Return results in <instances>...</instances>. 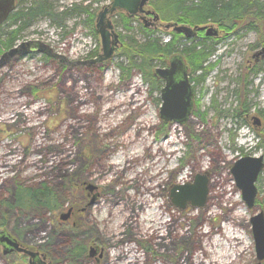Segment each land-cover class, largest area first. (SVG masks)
<instances>
[{"label":"rangeland","instance_id":"1","mask_svg":"<svg viewBox=\"0 0 264 264\" xmlns=\"http://www.w3.org/2000/svg\"><path fill=\"white\" fill-rule=\"evenodd\" d=\"M28 1L24 0L16 9L26 6ZM110 1L47 0L53 14L31 20L15 43L41 40L55 55L37 50L0 65V164L7 165L0 177V222L20 243L39 250L47 264H94L87 254L92 244L104 246L102 264L120 263L122 260H115V255L121 251L120 243L114 242L112 231L124 230L122 221L126 215L129 223L133 222L134 210L131 202L120 199L107 217L109 203L103 200L117 198L120 194L140 197L139 191L143 189L131 180L134 172L160 166L166 169L156 186L159 193L156 202L162 208L151 207L140 216L155 223L167 221L161 231L175 218H180L181 222L174 225L189 233L191 241L181 242L172 236L171 243V238L165 239L170 246L166 251L165 248L160 250L151 233L131 239L121 232L119 240L127 239L128 247L137 251L138 264L184 262L195 248L193 238L197 223L201 222L205 231L219 230L221 218L230 212L232 205L234 211L243 214L245 222L244 226H236L239 241L243 242L241 248L246 247L241 254V264H255L250 218L260 210L264 212V171L258 174L254 205L248 208L230 169L237 158L245 155L262 156L264 161V58L254 56L264 46V31L242 26L229 33L220 31L214 37L201 30L196 36L183 40L179 49L194 43L210 46L209 67L206 73L197 70L191 74L195 91L188 119L183 123L165 122L159 116L163 82L154 75L144 81L135 67L129 75H122L118 68V63L127 66L126 58L118 53L127 43L123 36L133 35L139 41L145 39L137 28L138 24H143L141 19L128 17L123 11L114 12L110 18L120 44L108 60L90 62L101 52L95 18ZM87 10L95 13L92 22ZM121 14L134 20L126 27ZM258 15L264 20V6ZM148 27L152 30L150 37L161 42L171 36V28ZM12 28L3 27L4 30ZM156 66L161 65L154 64L152 69ZM154 80L158 81L157 88L152 84ZM242 100L246 104L244 112ZM109 105L110 109L116 108L114 119L105 117L104 110ZM40 106L44 110L38 113ZM28 114L31 121L25 119ZM258 114H261L260 123L253 118ZM134 116L137 117L133 119ZM108 119L115 124L112 130L106 123ZM147 121L149 127L142 128ZM173 126L179 128V133L170 144L167 140L173 137ZM127 132L138 136L125 150L129 158L121 152L120 146L108 155L114 145L117 147L122 133ZM59 143L66 149L64 152L58 150ZM160 146L162 150H157ZM174 150L177 152L169 157V151ZM109 163L122 168L118 177L105 171ZM171 167H184L185 171L177 173ZM195 175L206 178L205 203L203 206L187 204L181 209L171 202V189L176 185L193 184ZM211 181L218 183L214 186L216 190L226 181L231 199L212 198ZM16 185L46 189L52 192L56 205L51 209L41 203L29 207L14 205L12 197ZM208 204L216 214L210 216L209 210L205 211ZM117 207L123 210L122 217L115 214ZM95 208L93 211H98L99 219L96 226L88 216L89 210ZM215 248L218 251L220 247ZM105 257H108L107 262ZM208 259V253L203 256L200 253L198 261ZM0 264H4L1 256Z\"/></svg>","mask_w":264,"mask_h":264},{"label":"water","instance_id":"2","mask_svg":"<svg viewBox=\"0 0 264 264\" xmlns=\"http://www.w3.org/2000/svg\"><path fill=\"white\" fill-rule=\"evenodd\" d=\"M147 0H111L110 3L102 6L96 15L95 29L99 34L101 42V52L97 57L91 59L90 62H103L111 58L115 48L120 41L118 33L114 30L113 24L109 18L115 10H123L130 17L135 14H141L145 25V17L152 15V23L158 22L159 16L154 10H144L143 6ZM16 8V0H0V24H2L11 12ZM166 29L171 28L173 31L182 33L185 37H192L198 30H205L207 36H217L219 30L212 24L194 25L190 27L184 24H178L174 21L161 23ZM34 45L37 50L50 52V47L41 41H26L19 42L16 45L8 48L0 54V65L16 55H24ZM53 54V53H51ZM55 55V54H53ZM261 55L264 58V46L261 50L254 54ZM153 74L163 81V86L160 88L161 106L159 116L163 121H173L178 123L185 122L191 115L193 108L194 86L189 80L188 66L180 53H174L168 62V66L155 67ZM264 171V161L262 156L245 155L237 158L231 166L236 186L240 189L241 197L248 208L254 205L257 189L255 181L258 174ZM207 181L205 176L195 175L193 184L184 186H174L170 192L171 202L183 209L187 204L191 206H203L207 195ZM175 188L178 191H175ZM67 216H62L65 219ZM252 231L255 240L256 263L261 264L264 259V212L260 210L250 218ZM0 244L3 246V253H7L13 249L22 251L23 248L18 245L15 239L10 237L7 231L0 229Z\"/></svg>","mask_w":264,"mask_h":264},{"label":"trees","instance_id":"3","mask_svg":"<svg viewBox=\"0 0 264 264\" xmlns=\"http://www.w3.org/2000/svg\"><path fill=\"white\" fill-rule=\"evenodd\" d=\"M24 0H16V8ZM149 5L158 14L160 21H174L189 25H202L208 22L215 23L219 31L233 32L242 26L250 29L260 28L264 31V20L258 11L264 6L263 0H150ZM52 8L47 0H29L27 5L14 10L5 21L6 24L0 25V54L10 48L21 30L27 27L29 22L39 15L51 16ZM89 20L92 22L95 17L94 12L87 10ZM123 25L128 26L129 21L134 20L125 15L120 16ZM258 17V18H257ZM4 30L3 27H12ZM137 28L145 37L139 41L135 36L124 35L126 42L118 51L127 60V66L118 63L122 75H129L132 67L137 68L144 81H148L153 76V65L160 64L165 66L168 59L174 53H180L188 66L190 82L194 79L191 74L197 70L206 73L209 67L210 46L203 43H194L189 47L179 49L186 38L177 32L171 31L170 38L161 42L158 38L150 37L152 30L144 24H138ZM221 29V30H220ZM183 41V42H182ZM216 42V40H212ZM191 65H190V64ZM260 69V68H259ZM257 68V70H259ZM156 79V78H155ZM159 81V79H158ZM158 81H152L158 87ZM243 112L246 110L244 100ZM240 103V104H241ZM242 105L239 107L242 108ZM41 203L51 209L56 205L55 197L52 192L46 189H31L19 186L16 192V202L14 205L29 207Z\"/></svg>","mask_w":264,"mask_h":264},{"label":"bare ground","instance_id":"4","mask_svg":"<svg viewBox=\"0 0 264 264\" xmlns=\"http://www.w3.org/2000/svg\"><path fill=\"white\" fill-rule=\"evenodd\" d=\"M178 24H184V23H178ZM184 25H188L190 27L194 26V25H189V24H184ZM199 31L201 30H198L194 36H196ZM202 31H204V34H205V30L203 29ZM38 41H41V40H38ZM41 42L43 43V41ZM110 107L111 105L105 107V110H104V113L106 112L105 117L106 118L112 117L114 119L115 116L117 115V111L115 107H112L111 109ZM137 107L139 108V105ZM43 110L44 109L40 106L38 107L37 111L38 113H41ZM120 111L121 110H119L118 113ZM110 114L112 115L110 116ZM136 117L137 116H134L133 119H135ZM29 118H30V114H28L27 118L25 117L26 121L27 120L31 121V119ZM132 122L134 121L132 120ZM106 123L107 124L109 123L108 127L110 126V130H112L111 128H113L115 124H113L112 121H110V119H108ZM146 123L144 122L142 128L147 129L149 127L148 124H150V122L147 121ZM178 131H179V128L177 126L172 127L171 134L173 135V137L171 138V140L170 139L167 140L168 143L170 144L174 143V138L175 139L178 138V133H179ZM137 140H138V136L133 137L128 132L122 133L120 142L116 143L117 147L114 145L111 151L108 153V155H111L114 151L118 150L119 146L122 150L121 152L125 153V150H128L131 144H133ZM58 145H59L58 150H62V152L66 150L62 145H60V143ZM157 150H162V146H160L159 149ZM169 152H170L169 157H172L173 154L177 152V150L169 151ZM222 155L225 156L224 153H222ZM125 157L129 158V156L126 153H125ZM130 158H132V156ZM106 167L107 168L105 169V171H107V173H113L116 177L120 175L119 173H122V168H120L118 165H115V164L111 165L109 163ZM165 170L166 169H163V167L153 166L152 168L148 167L146 169L144 168L142 170L134 172V175L131 177V180L137 187L139 188L142 187L143 191H139L140 197H133L129 195L125 197L124 195L120 194L119 197L117 198L115 197L114 198H104L103 201L109 203L107 205L109 209V214L107 215V217H110L111 208L115 206V204L120 199H126V201L131 202L132 203L131 205L133 207L132 210H134V215H133L134 221L133 222L129 223V221L126 219L127 215L122 221V224L125 225L126 229L124 228L123 231L120 230L117 232L112 231L113 233L112 237L116 238L114 242L116 241V243L118 244L120 243L119 248L121 251H119L115 255L116 257L115 260H122V261H120V263H117V264H138L139 262L138 255L136 254L137 251L134 250L132 247H128V244H126L127 239L123 241L119 240V236L121 232L123 233V235H125V238H127L126 236H129L131 239H139L143 237V234L151 233L155 235V240H157L158 242L157 244L159 245L160 250L162 248H165L166 251L170 250V246L167 245L168 240L167 242H165V239L167 238H171L172 236H174L175 239H178L181 242L191 241V237L189 233L185 231H180L179 226L174 225V223L176 222H179V223L181 222L180 218H175V221L171 222V224H167L166 228L163 231H161L164 223L167 221L164 220V221L155 223V220L147 221L145 218L143 219L140 216L141 213H145V210L151 207H154L157 210L162 208L161 204L159 202H156L157 200L156 196L159 195V193H156V186H158V184L160 183L161 176ZM171 170L176 171L177 173H183L185 171L184 167H179V168L171 167ZM102 175H103V172L101 173L100 177ZM146 179L148 180L147 184L144 183ZM216 184H218L216 181H211V186H212L211 197L217 200H220V199L230 200L232 197V193H230V190L227 189L226 181H223L221 185V189H218V190L214 188ZM121 196L124 198H122ZM99 205L96 206L97 210L99 208ZM96 208L91 209L88 212V216L90 220H92L95 226L99 222L98 211H93V210H96ZM211 208H212L211 205L208 204V206L205 209V211L209 210L210 216L216 214V212L212 210ZM231 208L232 209L229 210L230 212L226 213L221 218L219 230H214V228H210L209 230L205 231L203 229V224L201 222L197 223L195 227L196 236H194L193 238V242L195 243V248L193 252L191 253V255H187L185 257L184 262L181 261L178 264H188L187 261H189L190 264H241V258H242L241 254L245 252L246 247L241 248V243L243 242L241 240L239 241L240 236L238 234L239 231L236 230V226H244V223H245L244 216L241 212L234 211L235 209L234 205H232ZM115 214H118L121 217L124 215L123 210L120 209L119 207H117V211ZM162 218H163V212L160 215V219ZM222 240L224 242L220 243V241ZM171 242H173L172 238L170 240V243ZM216 246L220 247L218 251L215 248ZM200 253L202 254V256L204 255V253H208L209 259L207 261H204V260L198 261V259L200 258Z\"/></svg>","mask_w":264,"mask_h":264},{"label":"flooded vegetation","instance_id":"5","mask_svg":"<svg viewBox=\"0 0 264 264\" xmlns=\"http://www.w3.org/2000/svg\"><path fill=\"white\" fill-rule=\"evenodd\" d=\"M149 1L150 0H147L146 4L143 6L144 10H153V8H149L147 6H149ZM111 2V1H110ZM117 11V10H115ZM114 11V12H115ZM114 12H112V14H114ZM111 16V14H110ZM137 16L139 19H141L143 21V19L141 18V14L137 13L135 14L134 16L132 17H135ZM8 18V17H7ZM6 18V20H7ZM152 15H147L145 17V22L148 25H154L152 23ZM144 22V21H143ZM14 44H16L14 42ZM13 44V45H14ZM34 51H37L36 47L35 46H31V49L29 51V53L31 52H34ZM38 52V51H37ZM27 53V54H29ZM25 54V55H27ZM25 55H16V56H13L11 57V59L7 60L4 64H9L11 63L12 60H17L21 57H24ZM53 55H51L52 57ZM255 56V55H254ZM257 56V55H256ZM52 58H58V60H64V58L62 57H59L58 55L56 56H53ZM101 63V62H100ZM3 66V65H2ZM259 116H254L253 118H255V122L257 123H260L261 121V114H258ZM7 167V165H3V164H0V177H3V173H5V168ZM20 185H16L15 189H14V192H13V197H12V203H15L16 202V192H17V188L19 187ZM3 215V214H1ZM2 217V216H1ZM0 217V218H1ZM6 229V227L4 226V223L3 222H0V229ZM7 233L10 235V237H12L13 239L16 240V242L18 243L19 246H21L23 248L22 251H19L17 249H13L7 253H3V246L2 244H0V256L3 257L4 259V264H47L42 258H44V255L37 249H34L32 248L31 246H27L25 244H22L19 242V240L17 238H15L7 229H6ZM105 248L103 245H97V244H92L88 247V256L90 259H93L94 260V264H99V263H103L101 262L102 258L105 256ZM108 260V257H105V262H107Z\"/></svg>","mask_w":264,"mask_h":264}]
</instances>
